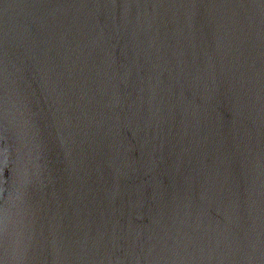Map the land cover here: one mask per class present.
<instances>
[{"label": "water", "instance_id": "95a60500", "mask_svg": "<svg viewBox=\"0 0 264 264\" xmlns=\"http://www.w3.org/2000/svg\"><path fill=\"white\" fill-rule=\"evenodd\" d=\"M0 264H264V0H0Z\"/></svg>", "mask_w": 264, "mask_h": 264}]
</instances>
